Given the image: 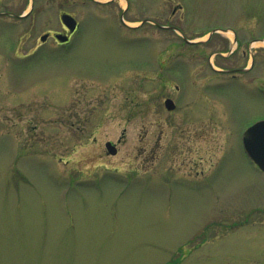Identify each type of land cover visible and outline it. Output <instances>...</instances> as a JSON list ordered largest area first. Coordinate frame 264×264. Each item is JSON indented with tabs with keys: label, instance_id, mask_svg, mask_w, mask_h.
<instances>
[{
	"label": "rangeland",
	"instance_id": "1",
	"mask_svg": "<svg viewBox=\"0 0 264 264\" xmlns=\"http://www.w3.org/2000/svg\"><path fill=\"white\" fill-rule=\"evenodd\" d=\"M4 11L29 12L0 13V264H264V172L241 144L264 97L213 71L227 35L208 34L264 31V0ZM62 13L70 42L41 43Z\"/></svg>",
	"mask_w": 264,
	"mask_h": 264
},
{
	"label": "flooded vegetation",
	"instance_id": "2",
	"mask_svg": "<svg viewBox=\"0 0 264 264\" xmlns=\"http://www.w3.org/2000/svg\"><path fill=\"white\" fill-rule=\"evenodd\" d=\"M4 15H11L18 19H23L22 12L17 14L11 11L0 12ZM79 24L77 21L76 29L68 34V30L62 24V33L68 34V40L60 42L56 39L55 34L59 32L48 33L56 45H66L70 42L71 36L78 30ZM213 33L219 35H227L225 40H221L219 46L213 52L217 66H213V71L217 75H226L225 81L231 84L233 90L249 89L253 93L264 97V31L252 33L249 30L239 31L236 27H221L215 28ZM220 41V37L217 39ZM44 43V41H41ZM227 44V47H226ZM231 58L229 66H220L219 59ZM221 86L220 79L216 83V87ZM264 119V116L252 118L251 123L256 120ZM248 124V125H249Z\"/></svg>",
	"mask_w": 264,
	"mask_h": 264
},
{
	"label": "water",
	"instance_id": "3",
	"mask_svg": "<svg viewBox=\"0 0 264 264\" xmlns=\"http://www.w3.org/2000/svg\"><path fill=\"white\" fill-rule=\"evenodd\" d=\"M60 17L62 23L68 28L69 32H72L76 27L75 18L69 13H62ZM47 36L48 34L41 35L40 40L44 41ZM55 37L59 41H65L68 39L67 35L60 33L55 34ZM164 105L168 110L174 108V103L170 98L165 99ZM242 145L246 154L258 165L262 171H264V119L253 123L244 130L242 134ZM105 147L108 153H116V147L110 141L105 143Z\"/></svg>",
	"mask_w": 264,
	"mask_h": 264
},
{
	"label": "bare ground",
	"instance_id": "4",
	"mask_svg": "<svg viewBox=\"0 0 264 264\" xmlns=\"http://www.w3.org/2000/svg\"><path fill=\"white\" fill-rule=\"evenodd\" d=\"M123 3H125V0H123Z\"/></svg>",
	"mask_w": 264,
	"mask_h": 264
}]
</instances>
